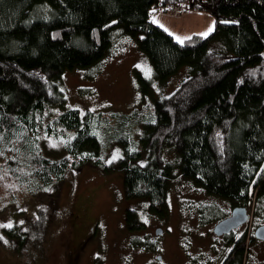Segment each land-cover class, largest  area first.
<instances>
[{"label": "trees", "instance_id": "trees-1", "mask_svg": "<svg viewBox=\"0 0 264 264\" xmlns=\"http://www.w3.org/2000/svg\"><path fill=\"white\" fill-rule=\"evenodd\" d=\"M172 0H0V169L10 185L28 190L52 185L67 171L90 166L120 172L126 199H143L159 215L166 209L172 166L206 193L233 205L264 197V0H200L214 27L183 43L153 22L149 10ZM120 30V31H118ZM117 32L140 36L151 78L136 73L142 97L182 66L190 75L169 96L130 113L48 110L66 98L62 74L100 61ZM124 32V33H123ZM222 41L233 56L211 51ZM59 138L65 155H43L38 138ZM107 147H116L109 161ZM108 162V163H107ZM33 184L34 186H29ZM131 233L144 229L135 209L125 211ZM223 264H244L254 236L228 237ZM151 246L138 236L131 246ZM154 247V246H152Z\"/></svg>", "mask_w": 264, "mask_h": 264}, {"label": "rangeland", "instance_id": "rangeland-1", "mask_svg": "<svg viewBox=\"0 0 264 264\" xmlns=\"http://www.w3.org/2000/svg\"><path fill=\"white\" fill-rule=\"evenodd\" d=\"M152 20L164 24L179 42L177 37L184 40L209 33L214 27L213 17L203 11L160 12ZM139 37L116 31L100 61L64 72L58 84L66 101L61 107L50 108L48 117L68 109L81 114L130 113L173 93L190 75L188 66L161 83L152 80L150 95L140 94L135 75L151 78L152 69L138 47ZM209 49L233 56L220 40L213 41ZM58 139L40 135L38 145L45 157L55 160L65 155ZM106 151L112 157L108 162L115 160L116 147ZM162 156L173 169L161 215L150 212L146 200L125 198L120 172L107 173L90 166L70 169L60 180L36 188L34 193L24 182L7 189L10 180L4 179L0 182V225L12 226L0 227V264H220L227 254L228 239L216 236L213 227L234 205L183 177L170 148H164ZM5 168L1 167L0 177H5ZM256 206L246 207L251 220L236 229L233 238L245 233L252 237L255 229L264 225V197L259 210ZM127 209L137 210L144 229L135 233L127 230ZM158 228L162 229L160 234L155 232ZM134 235L152 245L132 247ZM244 264H264V241L251 243Z\"/></svg>", "mask_w": 264, "mask_h": 264}, {"label": "water", "instance_id": "water-1", "mask_svg": "<svg viewBox=\"0 0 264 264\" xmlns=\"http://www.w3.org/2000/svg\"><path fill=\"white\" fill-rule=\"evenodd\" d=\"M252 214H250L246 207L244 206H235L231 210V214L228 217H225L219 220L213 227V233L216 236H221L226 234L231 230L241 226L251 220ZM156 234H160L162 229H156ZM254 238L257 240L264 241V225H260L256 228L254 232ZM157 259H160V256H157Z\"/></svg>", "mask_w": 264, "mask_h": 264}, {"label": "built area", "instance_id": "built-area-1", "mask_svg": "<svg viewBox=\"0 0 264 264\" xmlns=\"http://www.w3.org/2000/svg\"><path fill=\"white\" fill-rule=\"evenodd\" d=\"M200 0H172L167 3H158L149 10L152 18L158 13L180 14L187 11L198 10L196 2Z\"/></svg>", "mask_w": 264, "mask_h": 264}, {"label": "flooded vegetation", "instance_id": "flooded-vegetation-1", "mask_svg": "<svg viewBox=\"0 0 264 264\" xmlns=\"http://www.w3.org/2000/svg\"><path fill=\"white\" fill-rule=\"evenodd\" d=\"M236 205H234L233 207H232V209L235 207ZM231 209V210H232ZM230 214H231V211H230ZM230 214L228 215V216H230ZM228 216H226V217H228ZM225 218V217H224ZM244 226V224L243 225H241V226H238L237 228H235V229H233V230H231L230 232H228V233H226V234H222L221 236H218V237H221V238H225L226 237V240L228 239V237H229V235H231L232 236V234L236 231V229H241V227H243ZM256 230V229H255ZM254 236V235H253ZM254 240H255V242H256V238H254ZM229 241V239L227 240V242ZM226 247H227V254H228V251H230V247L228 246V244H226ZM227 254H226V256H227ZM226 256H224V258L222 259V261H221V263L220 264H223V262H224V260H225V258H226Z\"/></svg>", "mask_w": 264, "mask_h": 264}, {"label": "snow or ice", "instance_id": "snow-or-ice-1", "mask_svg": "<svg viewBox=\"0 0 264 264\" xmlns=\"http://www.w3.org/2000/svg\"><path fill=\"white\" fill-rule=\"evenodd\" d=\"M211 31H212V29L210 28V29H209V33H210ZM209 33H204V34H202V35L207 36ZM177 39L180 40L181 43H183V40H181L179 37H177ZM188 39H190V38H188ZM11 226H12L11 224H9V225H0V227H11Z\"/></svg>", "mask_w": 264, "mask_h": 264}, {"label": "crops", "instance_id": "crops-1", "mask_svg": "<svg viewBox=\"0 0 264 264\" xmlns=\"http://www.w3.org/2000/svg\"><path fill=\"white\" fill-rule=\"evenodd\" d=\"M193 11H197V12H199L200 10H193ZM154 22V21H153ZM156 23V22H155ZM157 25H159V26H161L162 28H164L165 30H167V28H165V26H164V24H160L159 22H157L156 23ZM173 37H174V35L172 34V32L170 33ZM199 35V34H198ZM192 36V35H191ZM189 38V37H188ZM187 39V38H186ZM186 39H184V40H186ZM183 40V41H184Z\"/></svg>", "mask_w": 264, "mask_h": 264}]
</instances>
